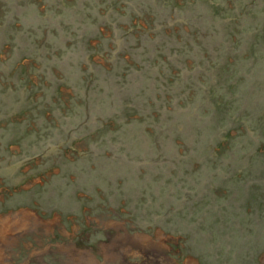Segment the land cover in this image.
Segmentation results:
<instances>
[{
  "label": "rangeland",
  "instance_id": "1",
  "mask_svg": "<svg viewBox=\"0 0 264 264\" xmlns=\"http://www.w3.org/2000/svg\"><path fill=\"white\" fill-rule=\"evenodd\" d=\"M0 264H264V0H0Z\"/></svg>",
  "mask_w": 264,
  "mask_h": 264
}]
</instances>
